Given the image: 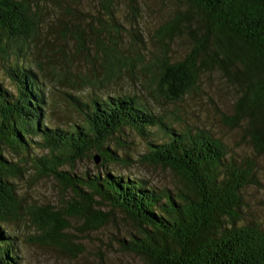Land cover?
Segmentation results:
<instances>
[{"label":"trees","instance_id":"trees-1","mask_svg":"<svg viewBox=\"0 0 264 264\" xmlns=\"http://www.w3.org/2000/svg\"><path fill=\"white\" fill-rule=\"evenodd\" d=\"M183 1L188 8L176 11L155 31L161 47L151 63L156 89L163 98L177 101L194 86L197 74L215 70L234 93L231 114L224 121L239 131L252 155L264 157V0ZM68 2L65 10L79 0ZM103 3L107 9L109 0ZM107 13L111 16L109 9ZM36 14L22 0H0L1 68L15 90L14 94L0 91V143L5 141L26 153L29 137L38 136L34 142L46 151L29 156L34 176H50L67 187L78 205L75 214L92 228L106 219L105 213L94 210L96 201L124 211L136 224V234L121 239L122 249L142 257L145 264H264V227L239 223L241 194L254 181V165L248 159L226 156L222 141L208 131L177 130L126 93L86 101L68 95L82 124L45 127L40 121L45 100L36 71L16 60L33 47ZM103 28L98 21L92 45L111 71L120 53L117 30L113 28L104 41L100 39ZM181 30L191 38L192 47L182 59L173 60L165 53L164 37L171 40ZM67 31L77 51L87 52L88 40L78 25ZM153 126L164 139H147L142 159L173 171L182 180L180 188L157 189L141 179L100 169L105 162L118 160L106 147V140L123 127L141 136ZM91 149L95 151L92 161L94 155L101 161L97 170L90 175L87 170L76 174L74 164ZM5 162L0 154V264H18L6 224L23 213L9 181L20 174L21 167ZM34 212L39 223L51 231L50 242L63 244L58 239L65 222L57 211L44 206Z\"/></svg>","mask_w":264,"mask_h":264},{"label":"rangeland","instance_id":"rangeland-1","mask_svg":"<svg viewBox=\"0 0 264 264\" xmlns=\"http://www.w3.org/2000/svg\"><path fill=\"white\" fill-rule=\"evenodd\" d=\"M31 6L38 22L37 37L33 47L16 60L31 65L43 90L44 103L41 119L45 127L67 128L70 124H82V117L70 104L68 95L86 101L91 97H104L113 93H126L161 115L175 129H204L222 141L226 156L237 161L248 159L253 165V182L241 194L242 208L239 223L250 222L264 227V157L254 156L249 144L240 139L239 131L229 126L224 117L232 111L233 89L215 70L197 74L194 86L177 101H169L156 89L151 77L152 59L159 55L161 47L155 31L177 12L188 8L183 0H109L108 15L103 0H79L73 8L68 0H22ZM135 14V15H134ZM103 23L106 41L113 28L117 30L118 61L106 70V60L92 42L97 33V22ZM190 20V26H193ZM78 25L88 40L87 52H79L67 28ZM67 27V28H66ZM166 55L173 60L182 59L192 47L191 38L184 31L164 37ZM100 52V51H99ZM0 57V91L15 93L14 87L4 75ZM51 70L56 73H53ZM53 74H52V73ZM163 140L164 135L155 126L146 135H138L129 127H123L110 139L106 147L118 158L105 162L100 169L111 170L122 177L138 178L157 189L174 190L182 186V180L167 167L148 164L142 159L147 139ZM27 151L0 143V154L5 163L21 167L18 175L9 178L21 211L19 219L6 224L11 234L18 264H145V260L122 249L121 239L136 234V224L124 211L96 201L95 211L106 215L105 222L92 228L84 218L75 214L77 203L72 192L50 176H34L29 156L43 154L46 150L30 136ZM91 149L87 157L76 161L74 172L97 170L100 160L94 164ZM49 206L57 211L65 224L60 241L50 242L51 231L39 223L35 209Z\"/></svg>","mask_w":264,"mask_h":264},{"label":"water","instance_id":"water-1","mask_svg":"<svg viewBox=\"0 0 264 264\" xmlns=\"http://www.w3.org/2000/svg\"><path fill=\"white\" fill-rule=\"evenodd\" d=\"M98 160H99L98 156H97V155H94V156H93V161H94V163H97Z\"/></svg>","mask_w":264,"mask_h":264}]
</instances>
